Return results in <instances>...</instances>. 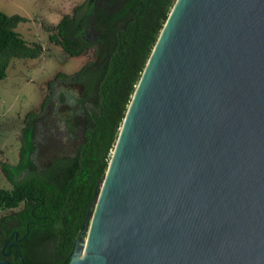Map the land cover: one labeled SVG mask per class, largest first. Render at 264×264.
<instances>
[{
	"label": "water",
	"instance_id": "95a60500",
	"mask_svg": "<svg viewBox=\"0 0 264 264\" xmlns=\"http://www.w3.org/2000/svg\"><path fill=\"white\" fill-rule=\"evenodd\" d=\"M94 197L68 264H264V0L175 1Z\"/></svg>",
	"mask_w": 264,
	"mask_h": 264
},
{
	"label": "trees",
	"instance_id": "16d2710c",
	"mask_svg": "<svg viewBox=\"0 0 264 264\" xmlns=\"http://www.w3.org/2000/svg\"><path fill=\"white\" fill-rule=\"evenodd\" d=\"M175 1L85 0L45 29L49 42L71 57L95 48L96 60L72 74L86 86L81 101L86 126L73 155L54 158L34 174L15 179L10 165L0 164L10 184L0 189V211L13 212L0 218V261L69 263L127 108ZM26 22L25 17L0 11V81L13 59L34 60L43 53L40 44H28L17 32ZM23 157L22 151L20 162Z\"/></svg>",
	"mask_w": 264,
	"mask_h": 264
},
{
	"label": "rangeland",
	"instance_id": "374dc122",
	"mask_svg": "<svg viewBox=\"0 0 264 264\" xmlns=\"http://www.w3.org/2000/svg\"><path fill=\"white\" fill-rule=\"evenodd\" d=\"M84 1L0 0L2 13L27 19L26 23L18 25L19 35L28 44H40L43 48L38 59H13L6 77L0 81V164L10 165L11 171H30L33 160L40 167L52 158L69 157L83 140L84 105L77 101L67 102L59 93L47 106L43 107V103L51 95L47 84L55 74H74L83 65L96 60L95 48H89L79 57L69 56L49 42L45 30L54 27L63 16L71 15ZM31 114L38 119H29ZM22 151L24 159L20 162ZM9 188L10 184L0 171V189ZM11 213L0 211V218ZM82 231L78 236L81 243L87 236V231Z\"/></svg>",
	"mask_w": 264,
	"mask_h": 264
},
{
	"label": "flooded vegetation",
	"instance_id": "af4514ba",
	"mask_svg": "<svg viewBox=\"0 0 264 264\" xmlns=\"http://www.w3.org/2000/svg\"><path fill=\"white\" fill-rule=\"evenodd\" d=\"M58 74L59 73L55 74L53 80L47 84V88L50 90L51 93V95H48V97H50L49 103L55 98V95L59 93L62 94V96L66 99L67 102L77 101L79 104H81V101L84 98V93H85V87H86L85 83L79 81L76 77H72V74L67 75V77L58 76ZM35 119H38V117L37 116L34 117L33 121H35ZM53 159L54 158L50 159L47 163L41 165L40 167L37 165L38 164L37 161L33 160L31 164L28 162L27 164H30V171L27 172L19 171L18 173L12 171L13 176L15 179H20L26 175L34 174L35 172L40 171L42 168L46 167L49 164V162ZM28 161H30V159H28ZM7 254L9 255V253Z\"/></svg>",
	"mask_w": 264,
	"mask_h": 264
},
{
	"label": "bare ground",
	"instance_id": "6f19581e",
	"mask_svg": "<svg viewBox=\"0 0 264 264\" xmlns=\"http://www.w3.org/2000/svg\"><path fill=\"white\" fill-rule=\"evenodd\" d=\"M85 247H86V239H85L84 242H82V243L78 246V249H77V251H76V255H79L80 253H82V252L84 251ZM73 260H74V258H72L71 261H73ZM79 264H81V260H79Z\"/></svg>",
	"mask_w": 264,
	"mask_h": 264
}]
</instances>
